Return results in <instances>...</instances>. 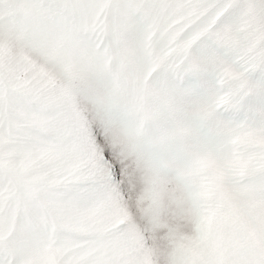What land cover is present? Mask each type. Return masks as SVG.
<instances>
[{
	"label": "snow or ice",
	"instance_id": "6c2138e0",
	"mask_svg": "<svg viewBox=\"0 0 264 264\" xmlns=\"http://www.w3.org/2000/svg\"><path fill=\"white\" fill-rule=\"evenodd\" d=\"M0 264H264V0H0Z\"/></svg>",
	"mask_w": 264,
	"mask_h": 264
}]
</instances>
